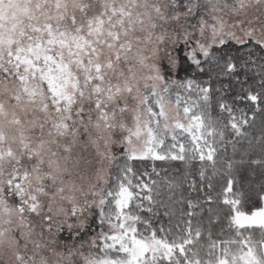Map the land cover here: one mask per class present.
<instances>
[{"label":"snow or ice","instance_id":"snow-or-ice-1","mask_svg":"<svg viewBox=\"0 0 264 264\" xmlns=\"http://www.w3.org/2000/svg\"><path fill=\"white\" fill-rule=\"evenodd\" d=\"M0 264H264V0H0Z\"/></svg>","mask_w":264,"mask_h":264}]
</instances>
